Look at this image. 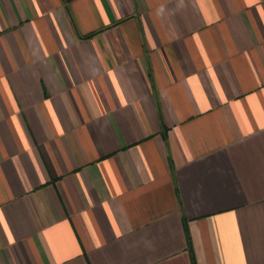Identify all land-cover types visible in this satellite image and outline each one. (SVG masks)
Instances as JSON below:
<instances>
[{"label":"crops","instance_id":"crops-1","mask_svg":"<svg viewBox=\"0 0 264 264\" xmlns=\"http://www.w3.org/2000/svg\"><path fill=\"white\" fill-rule=\"evenodd\" d=\"M0 264H264V0H0Z\"/></svg>","mask_w":264,"mask_h":264}]
</instances>
